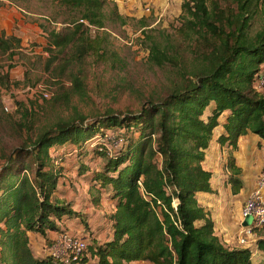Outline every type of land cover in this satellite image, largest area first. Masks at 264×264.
<instances>
[{
  "label": "trees",
  "instance_id": "16d2710c",
  "mask_svg": "<svg viewBox=\"0 0 264 264\" xmlns=\"http://www.w3.org/2000/svg\"><path fill=\"white\" fill-rule=\"evenodd\" d=\"M58 1L79 18L47 32L46 69L56 77L70 68L76 72L66 75L69 89L61 86L48 107L25 109L24 120H35L39 110L47 116L48 110L67 108L73 97H86L80 72L86 58L105 60L109 54L119 61L103 31L110 21L126 22L115 4L107 17L105 0ZM144 39L149 42L148 64L167 75L161 97L137 99L136 110L90 115L74 110L56 116L2 156L0 264H251L250 248L221 242L198 196L211 192V173L203 162L218 126V143L233 150L236 140L248 133L264 140V90L255 85L264 66V0H183L171 32L161 30ZM19 48L18 38L0 36L1 54L12 58ZM1 80L3 86L11 84L8 70ZM103 127L118 130L113 139L120 147L112 155L106 148L93 149L103 161L93 171L79 160L90 153L87 141L96 133L104 136ZM67 143L81 151L78 173H88L91 188L105 191L114 206L108 216L112 237L86 245L65 263L50 254L36 257L28 234L45 238L48 230L58 231L57 221L80 216L70 204L54 201L64 162L50 148ZM227 170L232 193L238 194L241 170L232 156ZM261 228L260 234V228L252 233L259 234L256 248L264 253Z\"/></svg>",
  "mask_w": 264,
  "mask_h": 264
},
{
  "label": "rangeland",
  "instance_id": "374dc122",
  "mask_svg": "<svg viewBox=\"0 0 264 264\" xmlns=\"http://www.w3.org/2000/svg\"><path fill=\"white\" fill-rule=\"evenodd\" d=\"M105 1L104 13L107 17L110 16L112 5L115 4L119 15L126 20L124 24L110 21L103 29L104 33L108 34L109 51L115 52L119 61H113L109 54L105 60L100 59L101 57L86 58L80 70L86 97H73L67 108H58L53 113L48 110L47 116L39 110L35 120L31 118L24 120L22 115L25 109L32 112L33 108L38 109V105L48 107L47 104L60 92L61 86L70 88L66 75L72 70L76 72L75 68L68 69L61 77L53 76L46 69L47 32L61 30L68 26L71 20L79 17L77 12L61 6L58 0H0V36L2 34L14 36L20 40V48L15 51L12 58L0 53V164L3 163L1 160L3 155L8 154L24 137L33 135L45 122L56 116L72 115L74 110L80 115H90L107 109L136 110L137 99H146L151 95L158 97L162 94L164 86L168 83L167 75L165 70L148 64L146 46L149 42L144 36H158V31L161 30L171 32L177 25L179 14L173 10L170 14L159 15V11L150 0H119L117 4L113 0ZM146 6L149 7L148 11L145 9ZM93 33L95 31H92ZM7 70L11 84L3 86L1 76ZM101 132H104V136L96 133L86 142V150L90 153L79 160L93 171L103 165V161L93 153V149L100 151L106 148L112 155L117 147H120L113 139L120 135L118 130L112 131L103 127ZM73 148L74 146L68 143L61 147H51L50 154L59 156L66 167H69V171L73 170L71 174L79 178L76 175L80 169L77 154L81 151L71 152ZM87 176L89 178V175ZM86 179L87 177L79 178V181L87 183L84 182ZM71 181L69 187L73 183L79 184L73 179ZM101 193L104 194L101 208L93 206L87 213H90L92 228L105 231L106 225H100V222L103 218L108 221L114 204L108 199L105 191ZM79 214L86 222L88 218L83 208ZM247 222L248 226L252 225L250 217L247 218ZM34 238L36 239H32V246L36 251L35 246H41L37 239L41 240V237L36 235ZM86 244H90L89 239Z\"/></svg>",
  "mask_w": 264,
  "mask_h": 264
},
{
  "label": "crops",
  "instance_id": "0c3cea01",
  "mask_svg": "<svg viewBox=\"0 0 264 264\" xmlns=\"http://www.w3.org/2000/svg\"><path fill=\"white\" fill-rule=\"evenodd\" d=\"M119 2V0H113ZM147 1V0H146ZM149 1V0H148ZM151 4L159 11V15L170 14L173 10L178 14L180 12V5L183 0H150ZM262 72L264 73V66H262ZM223 118H220V122ZM222 132V128L218 126L212 136V140L209 147L205 151V159L203 167L205 170L211 173L210 188L211 192L208 194H199L198 200L204 210L208 213V217L213 223L215 234L220 238L221 242L229 248H244L245 246L239 245V238L242 237V232L248 226L247 218L241 215V209L244 202L250 196V194L256 188V180L260 172L264 169V140L257 135L248 133L239 137L236 140V149L233 150L232 146L228 143L220 145L218 143V137ZM75 150H72L73 152ZM70 152V153H71ZM232 156L235 160V165L240 168L241 175L240 180L242 182V189L238 194L232 193L231 185L228 183L229 171L227 170V160ZM63 171L62 177L59 178L57 190L54 195V201L59 204H70L74 212L82 213V208L86 212L87 221L83 222L79 217H64L56 222L58 231L48 230L46 237H41L38 240L36 251L32 246V239L37 234L29 233L30 247L36 257L43 258L50 254V251L55 243V240L59 237L61 230L67 231L70 235L78 237L79 239H89L90 244L95 242L99 244L104 240L112 237L110 224L106 218L102 219L100 225L107 227L105 231L93 229L90 224L92 219L90 213L87 211L94 206V208H101L103 205L104 194L94 191L91 186L93 183L86 174L80 175L77 171L76 175L80 179L84 177L88 180H84L87 183H80L79 178H75L69 171V167H66L62 163ZM71 179L79 184H71ZM73 185H76L75 188ZM63 193V195H62ZM99 197V201H95ZM113 212V209L111 213ZM252 219V218H251ZM89 224L91 227H89ZM95 226H97L95 224ZM89 228V230H87ZM92 228V229H91ZM263 228L258 229L260 234ZM252 234L250 240L251 244L247 248L252 250L251 264H264V253L260 252L256 248V240L260 237ZM46 239L51 242L50 246L46 245ZM36 244V241L34 240ZM87 264H95L93 261H89ZM132 264H151L149 262H134Z\"/></svg>",
  "mask_w": 264,
  "mask_h": 264
},
{
  "label": "built area",
  "instance_id": "2783aa9c",
  "mask_svg": "<svg viewBox=\"0 0 264 264\" xmlns=\"http://www.w3.org/2000/svg\"><path fill=\"white\" fill-rule=\"evenodd\" d=\"M148 8L146 6V11H148ZM255 85L257 89L264 90V73L258 76ZM241 215L252 218V225L244 229L242 237L238 241L239 245L248 247L251 244L250 238L253 234V228L264 227V169L260 172L256 180L255 190L244 202ZM86 245L85 240L72 236L67 231L62 230L59 237L55 240L50 255L68 263L70 257H78L86 249Z\"/></svg>",
  "mask_w": 264,
  "mask_h": 264
}]
</instances>
